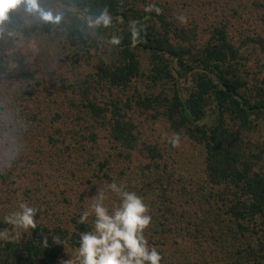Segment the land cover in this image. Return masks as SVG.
Masks as SVG:
<instances>
[{
	"label": "trees",
	"instance_id": "1",
	"mask_svg": "<svg viewBox=\"0 0 264 264\" xmlns=\"http://www.w3.org/2000/svg\"><path fill=\"white\" fill-rule=\"evenodd\" d=\"M38 6L60 16L31 27L59 47L66 73L50 84L39 66L11 69L0 39V149L19 152L0 175V230L12 232L0 240V264L75 259L79 234L92 228L79 216L105 182L148 204L145 236L161 264H264V0ZM18 7L0 31L21 32ZM105 13L109 27L96 23ZM131 20L143 26L135 45ZM160 126L201 149L198 171L181 168ZM21 201L39 212L37 228L17 236L3 218ZM105 204L119 198L108 193Z\"/></svg>",
	"mask_w": 264,
	"mask_h": 264
},
{
	"label": "clouds",
	"instance_id": "2",
	"mask_svg": "<svg viewBox=\"0 0 264 264\" xmlns=\"http://www.w3.org/2000/svg\"><path fill=\"white\" fill-rule=\"evenodd\" d=\"M21 5L30 13L39 11L40 18L44 21L60 20L58 15L53 17L51 12L39 10L38 0H0V27L8 19L9 13ZM144 10L149 13L154 11L157 15L162 13V9L155 4L146 5ZM176 19L182 24L188 21V17L183 14ZM96 23L109 27L112 18L105 13ZM142 28L137 20L129 22L133 45L140 42ZM121 41L122 37L119 35H113L109 39L112 46L120 45ZM168 143L173 148L180 147V134L173 133ZM18 159V150L0 149V175L6 174ZM108 193L119 198V204L111 210L105 204ZM38 212L37 207L21 201L16 210L4 216V223L16 230L15 234L19 236L21 230L28 232L37 228ZM90 217L92 228L79 234L75 259L62 261V264H161L162 255L155 246L149 245L145 236L152 221L150 208L135 191L128 190L125 183L105 182L99 186L97 193L91 197V203L80 214L78 223L87 224ZM11 238L12 232L8 227L0 230V240L7 241Z\"/></svg>",
	"mask_w": 264,
	"mask_h": 264
},
{
	"label": "rangeland",
	"instance_id": "3",
	"mask_svg": "<svg viewBox=\"0 0 264 264\" xmlns=\"http://www.w3.org/2000/svg\"><path fill=\"white\" fill-rule=\"evenodd\" d=\"M19 12L24 25L21 32L0 31V39L4 41L11 69L23 71L33 66H39L47 81L50 84H57L66 73L59 47L54 44L45 45L36 37L32 30V24L41 19L39 11L30 13L21 5ZM144 66L145 60L143 61ZM156 135L163 140L170 138L161 126L156 128ZM261 136H264V131L260 135H256V138H261ZM179 151L182 169H187L192 173L200 169L202 151L199 147L181 142Z\"/></svg>",
	"mask_w": 264,
	"mask_h": 264
}]
</instances>
